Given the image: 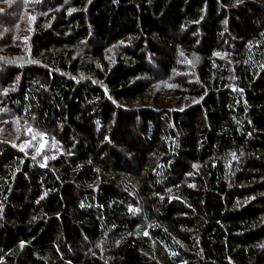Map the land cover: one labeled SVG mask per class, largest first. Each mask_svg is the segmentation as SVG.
Instances as JSON below:
<instances>
[{
  "label": "trees",
  "instance_id": "1",
  "mask_svg": "<svg viewBox=\"0 0 264 264\" xmlns=\"http://www.w3.org/2000/svg\"><path fill=\"white\" fill-rule=\"evenodd\" d=\"M4 3L0 264H264V0Z\"/></svg>",
  "mask_w": 264,
  "mask_h": 264
},
{
  "label": "rangeland",
  "instance_id": "2",
  "mask_svg": "<svg viewBox=\"0 0 264 264\" xmlns=\"http://www.w3.org/2000/svg\"><path fill=\"white\" fill-rule=\"evenodd\" d=\"M14 4L15 3H13L12 6L11 5H7V6H10V8H14L13 7ZM5 5H6V3H4L3 5H0V10L4 9ZM27 11L31 15V18L28 21L29 23L27 25H24L22 23H18V25L22 30H24V32H31L33 30L34 24L37 23L38 13H34L31 10H27ZM5 19L6 18H4V20ZM0 28H1V26H0ZM27 38H29V36L27 34H22L20 36H19V34H17L14 36L15 41L19 40L22 43L25 42L24 40H26ZM6 40H7L6 34H4V32H1V34H0V55H1V57L8 58V59L20 58V55L23 52L22 48H20L19 46H15L14 44L7 42ZM195 57H196V55L194 53H192V52L190 53V52H187L184 49H182L181 53H180L179 63L182 66H184L186 69H184L182 71L177 69L175 71L174 75L176 76V74H179L178 72H182L181 74L184 75L185 77L192 76V73H189V71L191 70L190 66L194 62L193 59ZM174 90H175L174 83L171 81L170 78L169 79H161L160 83H158L157 85L155 84L150 89V97L151 98L159 97L161 99L162 105L163 104L165 105L166 103L171 104L178 98V96L175 94ZM1 126H2V128H4V131H5L6 126H3V123H0V127ZM7 132L10 134V137L16 136L15 132H13L11 129H8ZM34 132H36V131H34ZM0 137H1V135H0ZM50 145L55 146L56 145L55 140L53 142H51L50 140L44 141V144L41 145V149L38 153L41 154L42 148L43 147L46 148L47 146H50Z\"/></svg>",
  "mask_w": 264,
  "mask_h": 264
},
{
  "label": "snow or ice",
  "instance_id": "3",
  "mask_svg": "<svg viewBox=\"0 0 264 264\" xmlns=\"http://www.w3.org/2000/svg\"><path fill=\"white\" fill-rule=\"evenodd\" d=\"M29 131H31V129H29Z\"/></svg>",
  "mask_w": 264,
  "mask_h": 264
}]
</instances>
